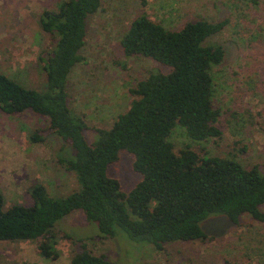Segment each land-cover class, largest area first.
<instances>
[{"label":"trees","instance_id":"trees-1","mask_svg":"<svg viewBox=\"0 0 264 264\" xmlns=\"http://www.w3.org/2000/svg\"><path fill=\"white\" fill-rule=\"evenodd\" d=\"M102 6L103 0H66L57 10L43 12L41 27L54 45L42 58L47 74L43 90L0 73V111L45 118L50 132L74 151L60 162L78 183L76 191L63 197L36 184L30 190L32 204L9 208L0 191V241H37L40 256L55 261L60 258L58 238H65L75 248L71 264H114L90 249L92 240L57 231V222L82 212L104 239H115L123 231L132 241L159 251L165 244L212 240L201 224L213 215L227 216L238 226L245 216L264 223L263 165L245 167L191 145L177 148L171 141L177 127L197 142L222 136L212 71L223 63L225 50L206 42L227 22L198 20L170 31L146 13L135 19L121 40L124 54L150 58L169 71L153 72L130 89V109L110 128L93 129L97 138L88 141L90 128L70 106L68 82L83 61L88 20ZM45 138L38 131L30 142ZM123 151L132 155L134 170L142 175L131 191L109 175Z\"/></svg>","mask_w":264,"mask_h":264},{"label":"rangeland","instance_id":"rangeland-1","mask_svg":"<svg viewBox=\"0 0 264 264\" xmlns=\"http://www.w3.org/2000/svg\"><path fill=\"white\" fill-rule=\"evenodd\" d=\"M64 1L0 0V73L28 88L46 87L42 58L54 45L41 27V16ZM143 13L170 31L198 20L227 22L206 42L225 50L223 63L212 71L222 136L197 142L177 127L171 141L177 148L191 145L245 167L264 166V0H103L102 10L88 20L83 61L68 82L70 106L90 128L88 141L97 138L93 129L110 128L130 109V89L153 72L169 71L150 58H130L123 52L122 37ZM38 131L46 138L32 144L30 136ZM72 155V148L50 132L45 118L32 112L9 116L0 111V191L6 208L32 204L30 190L36 184L46 185L57 197L76 191L74 174L60 162ZM133 164L132 155L123 151L119 162L109 167V175L125 191L142 180ZM241 222L238 226L227 216H210L201 227L212 240L165 244L162 251L132 241L123 231L106 240L82 212L63 218L55 228L76 239L92 240L90 249L114 264H264V223L250 216ZM37 247V241H0V264H71L75 250L68 240L58 238L60 258L53 261L42 258Z\"/></svg>","mask_w":264,"mask_h":264}]
</instances>
